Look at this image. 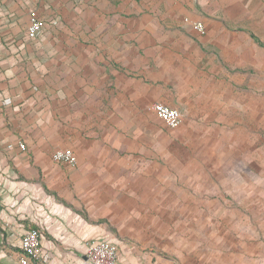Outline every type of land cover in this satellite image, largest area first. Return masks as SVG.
Listing matches in <instances>:
<instances>
[{
	"label": "crops",
	"instance_id": "0c3cea01",
	"mask_svg": "<svg viewBox=\"0 0 264 264\" xmlns=\"http://www.w3.org/2000/svg\"><path fill=\"white\" fill-rule=\"evenodd\" d=\"M32 12L46 23L34 40ZM261 82L264 0H0V264H19L31 228L44 264H88L91 240L116 244L117 264H161L165 219L183 216L164 185L217 178L165 150L226 153L215 129L237 130L243 90ZM156 103L185 129L157 119ZM61 149L76 167L54 161Z\"/></svg>",
	"mask_w": 264,
	"mask_h": 264
},
{
	"label": "rangeland",
	"instance_id": "374dc122",
	"mask_svg": "<svg viewBox=\"0 0 264 264\" xmlns=\"http://www.w3.org/2000/svg\"><path fill=\"white\" fill-rule=\"evenodd\" d=\"M231 126L224 123L213 128L228 146L226 153L189 155L165 150L164 162L181 157L183 164L213 168L207 172H215L217 178L210 186L164 185L165 202L174 205L180 199L183 216L165 219L168 233L156 250L161 264H264L263 82L256 90L245 87L243 119L237 130ZM184 129L185 122L175 131ZM207 131L215 133L203 132ZM230 131H236L237 137L232 139ZM213 138H206L205 144L218 145ZM188 145L187 149H193ZM222 166L226 172H221Z\"/></svg>",
	"mask_w": 264,
	"mask_h": 264
},
{
	"label": "built area",
	"instance_id": "2783aa9c",
	"mask_svg": "<svg viewBox=\"0 0 264 264\" xmlns=\"http://www.w3.org/2000/svg\"><path fill=\"white\" fill-rule=\"evenodd\" d=\"M199 35H206L207 28L201 21L185 19ZM46 27L45 21L36 13L30 14V21L27 36L30 39H37ZM156 116L171 130L178 129L184 123L183 114L176 108L163 103H156L153 106ZM12 147V146H10ZM18 147L25 150V144L19 143ZM55 162L69 167H76L78 159L71 149H61L54 153ZM42 232L40 229H28L21 239V257L19 264H44L40 259ZM85 255L88 264H117L120 259L119 248L116 244L106 240H91L86 243Z\"/></svg>",
	"mask_w": 264,
	"mask_h": 264
}]
</instances>
